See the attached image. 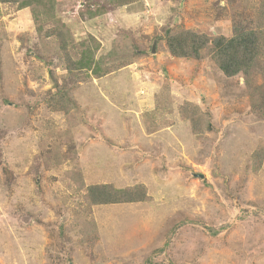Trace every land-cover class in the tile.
Listing matches in <instances>:
<instances>
[{
	"label": "rangeland",
	"instance_id": "obj_1",
	"mask_svg": "<svg viewBox=\"0 0 264 264\" xmlns=\"http://www.w3.org/2000/svg\"><path fill=\"white\" fill-rule=\"evenodd\" d=\"M17 1L0 0V264H264V56L248 82L168 44L264 29V0H42L37 19ZM96 185L147 196L94 204Z\"/></svg>",
	"mask_w": 264,
	"mask_h": 264
},
{
	"label": "trees",
	"instance_id": "obj_2",
	"mask_svg": "<svg viewBox=\"0 0 264 264\" xmlns=\"http://www.w3.org/2000/svg\"><path fill=\"white\" fill-rule=\"evenodd\" d=\"M5 2H19L17 0H3ZM42 0H25L19 3L20 7H31L35 18L38 12L33 7L34 2ZM50 0H44L45 2ZM264 14V13H263ZM236 23L233 27V36L227 38L221 36L211 42L204 34L193 31H184L174 37H170L168 44L171 53L177 57L199 58L201 50H211L213 59L221 72L227 77H234L239 74L245 76L249 82L255 72V63L264 56V29L245 30ZM194 130L197 125L194 124ZM94 204H114L124 202L143 201L146 199L144 187L141 189L128 188L116 189L109 185H96L89 188Z\"/></svg>",
	"mask_w": 264,
	"mask_h": 264
},
{
	"label": "water",
	"instance_id": "obj_3",
	"mask_svg": "<svg viewBox=\"0 0 264 264\" xmlns=\"http://www.w3.org/2000/svg\"><path fill=\"white\" fill-rule=\"evenodd\" d=\"M155 49V46L153 47V50Z\"/></svg>",
	"mask_w": 264,
	"mask_h": 264
}]
</instances>
